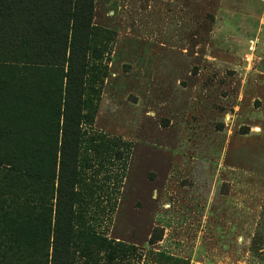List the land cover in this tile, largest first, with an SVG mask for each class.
Returning a JSON list of instances; mask_svg holds the SVG:
<instances>
[{"label": "rangeland", "instance_id": "rangeland-1", "mask_svg": "<svg viewBox=\"0 0 264 264\" xmlns=\"http://www.w3.org/2000/svg\"><path fill=\"white\" fill-rule=\"evenodd\" d=\"M91 3L76 264H264V0Z\"/></svg>", "mask_w": 264, "mask_h": 264}, {"label": "trees", "instance_id": "trees-1", "mask_svg": "<svg viewBox=\"0 0 264 264\" xmlns=\"http://www.w3.org/2000/svg\"><path fill=\"white\" fill-rule=\"evenodd\" d=\"M91 9L0 0V264H76Z\"/></svg>", "mask_w": 264, "mask_h": 264}]
</instances>
